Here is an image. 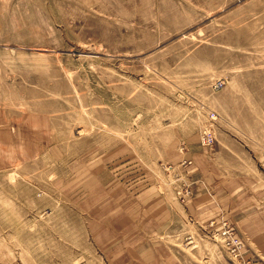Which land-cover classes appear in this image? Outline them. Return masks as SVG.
<instances>
[{
    "label": "rangeland",
    "instance_id": "obj_1",
    "mask_svg": "<svg viewBox=\"0 0 264 264\" xmlns=\"http://www.w3.org/2000/svg\"><path fill=\"white\" fill-rule=\"evenodd\" d=\"M0 264H264V0H0Z\"/></svg>",
    "mask_w": 264,
    "mask_h": 264
},
{
    "label": "built area",
    "instance_id": "obj_2",
    "mask_svg": "<svg viewBox=\"0 0 264 264\" xmlns=\"http://www.w3.org/2000/svg\"><path fill=\"white\" fill-rule=\"evenodd\" d=\"M223 83L221 81H217L213 87L214 89L221 88ZM214 118V115H212ZM214 136L210 130H205L200 137V145L205 148H210L214 143ZM182 164L189 162L185 157L182 160ZM166 169H172V166H167ZM185 194L188 192L185 190ZM217 236L221 239V242L226 245V247L234 254L236 257H241V243L236 237L233 228L226 222L222 221L217 230Z\"/></svg>",
    "mask_w": 264,
    "mask_h": 264
}]
</instances>
